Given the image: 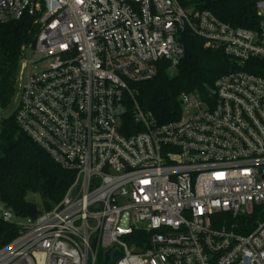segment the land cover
Returning <instances> with one entry per match:
<instances>
[{
  "label": "built area",
  "instance_id": "2783aa9c",
  "mask_svg": "<svg viewBox=\"0 0 264 264\" xmlns=\"http://www.w3.org/2000/svg\"><path fill=\"white\" fill-rule=\"evenodd\" d=\"M198 4L0 0V26L29 16L35 28L16 124L73 174L37 217L0 202L18 230L0 264H264V76L246 70L264 62V0L250 28ZM186 32L235 69L205 93L182 92L180 117L159 124L133 85L162 61L175 71Z\"/></svg>",
  "mask_w": 264,
  "mask_h": 264
},
{
  "label": "trees",
  "instance_id": "16d2710c",
  "mask_svg": "<svg viewBox=\"0 0 264 264\" xmlns=\"http://www.w3.org/2000/svg\"><path fill=\"white\" fill-rule=\"evenodd\" d=\"M198 8L212 12L235 27L250 28L257 23L256 0H198ZM33 18L0 26V202L18 217H37L64 198L73 174L57 165L49 154L18 127L12 112L22 47L34 40ZM185 56L171 75L169 63H159L158 74L149 81L135 83L136 102L150 112L159 124L177 120L182 112V92L205 93L223 75L233 71L234 63L221 50L205 49L200 38L183 34ZM247 71L264 76V62ZM38 194L39 209L28 199ZM17 227L0 220V249L17 235Z\"/></svg>",
  "mask_w": 264,
  "mask_h": 264
},
{
  "label": "rangeland",
  "instance_id": "374dc122",
  "mask_svg": "<svg viewBox=\"0 0 264 264\" xmlns=\"http://www.w3.org/2000/svg\"><path fill=\"white\" fill-rule=\"evenodd\" d=\"M41 68H42L41 65H36L34 70H39L40 71ZM174 73H175V71H172L171 75H174ZM12 112H13V109H12ZM28 199L30 201H32L33 203H35L39 209L42 208V201H41V198H40V196L38 194H30L28 196Z\"/></svg>",
  "mask_w": 264,
  "mask_h": 264
},
{
  "label": "water",
  "instance_id": "95a60500",
  "mask_svg": "<svg viewBox=\"0 0 264 264\" xmlns=\"http://www.w3.org/2000/svg\"><path fill=\"white\" fill-rule=\"evenodd\" d=\"M118 255H119V253L116 252V253H115V256H118ZM109 257H110V256H109V253H108V254H107V259H109Z\"/></svg>",
  "mask_w": 264,
  "mask_h": 264
}]
</instances>
